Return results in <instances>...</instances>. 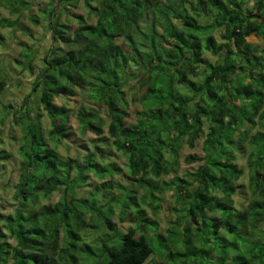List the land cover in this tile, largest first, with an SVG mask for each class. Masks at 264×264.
<instances>
[{
    "label": "trees",
    "instance_id": "trees-1",
    "mask_svg": "<svg viewBox=\"0 0 264 264\" xmlns=\"http://www.w3.org/2000/svg\"><path fill=\"white\" fill-rule=\"evenodd\" d=\"M8 1L18 17L0 27L18 25L29 6ZM59 1L62 11L79 3ZM85 1L89 19L66 14L75 28L59 20L57 5L42 10L51 53L25 105H1L2 121L19 114L28 129L14 209L0 210V264H264V0ZM253 34L261 45L249 41ZM6 85L0 78V93ZM131 104L141 108L128 123ZM73 119L82 135L97 137L78 156L58 148L72 141ZM202 138L203 153L183 158L196 169L154 180L177 172L183 147ZM9 156L0 151V161ZM240 158L249 177L243 208L235 200ZM90 180L96 185L82 196ZM170 187L177 217L162 233L145 205L157 214ZM58 191L56 204L42 203ZM127 216L132 224L122 230L114 218Z\"/></svg>",
    "mask_w": 264,
    "mask_h": 264
},
{
    "label": "rangeland",
    "instance_id": "rangeland-1",
    "mask_svg": "<svg viewBox=\"0 0 264 264\" xmlns=\"http://www.w3.org/2000/svg\"><path fill=\"white\" fill-rule=\"evenodd\" d=\"M4 1V0H0ZM29 3V6L23 10L19 17V23L15 27H0V32L2 33V39L0 38V78L7 80V85L4 90L0 93V151L6 150L10 153V156L7 160L0 161V210L3 212L13 211L15 204V193L16 185L19 183L20 179V163L21 156L18 153V149L21 143L23 131H27L28 126H25L24 123L19 125L17 119L19 114L11 113L4 121L1 119L4 118L5 113L1 105H14L15 108L25 105L26 96L32 92V83L34 79L41 73L43 70V59L48 58L47 55H50V50L54 44L52 38V30L50 25H48V18L45 17L42 12L43 9L46 10L48 4L57 5L59 10L62 9L61 2L59 0H25ZM97 1L94 0L93 4H97ZM20 3V2H19ZM21 4V3H20ZM20 4L18 6H20ZM10 1H4V6L0 8L1 16L0 19L14 20L18 16H13L10 14L9 10L6 7H9ZM22 6V5H21ZM12 9V8H11ZM19 12V11H18ZM14 13V14H18ZM77 13L78 15H83L85 18L89 19L90 13L86 8V1L79 0V3L76 7L66 6L63 7V11H60L59 20L62 22L69 23L74 25V28L78 26L76 20L67 13ZM150 14H147L148 16ZM31 16H34L39 19V23H35L31 19ZM151 18V17H150ZM96 21V20H93ZM92 22V21H91ZM3 25H8L7 21H1ZM181 25L180 21H177ZM145 23H142V27H145ZM215 35L219 39V33L216 32ZM220 41V39H219ZM249 41L255 43L256 45H261V37L255 34L249 37ZM47 56V57H46ZM214 59V57L210 56ZM18 59V61L16 60ZM33 67L31 69L30 64ZM245 70V69H244ZM240 69L237 73L242 72ZM135 84V81H132V86ZM131 88H129L130 90ZM137 88H133L130 92H136ZM133 91V92H132ZM184 91V90H183ZM132 95L130 96V98ZM57 102L60 103V100L57 99ZM79 104V98H73L70 101V105L77 107ZM141 108L138 104H131L129 108L130 117L127 118V122L131 123L136 121L135 112ZM24 122L27 119L23 120ZM42 123L46 130L50 129L51 123L47 115H44L42 118ZM74 124V125H73ZM256 129H259L257 127ZM72 131L75 135L72 137L70 142H62L59 144V152L64 155L78 156L80 147L91 148L93 146L95 134L88 132L85 135H82L78 129V124L72 121ZM255 131L252 133L254 134ZM204 138V136H203ZM203 138L200 139L195 148L190 149L187 145L181 150V159L180 164L177 166V172H171L168 175H164L159 179H154L156 182L161 185L163 182H170L175 176H182L188 170H194L198 167L199 163L187 164L183 161V158L189 153L202 154L203 153ZM249 149H252L254 146L252 144L247 145ZM85 149V151H86ZM84 151V152H85ZM247 152V151H246ZM246 159H239V163L244 168ZM119 164H125L124 158L119 159ZM244 176L238 182L239 191L235 195L236 206L238 208H243L247 203L245 189L248 186V170L246 168ZM114 169L109 170L112 174ZM109 179V178H108ZM117 179H121L124 183H129L128 178L124 175H118ZM90 185L82 188L80 194L82 196H87L89 191L92 189L95 182L90 180ZM140 193H145L144 188H137ZM247 196L250 198V192L247 189ZM118 192V191H117ZM174 190L166 189L159 194L162 201L160 202L159 210L157 214L153 212V209L148 204L145 205L148 216L157 220L159 223L160 232L165 233L166 229L169 227V221L174 220L177 217V214L173 211L175 207V197ZM61 196V193L55 192L47 201H42V203L47 204H56ZM118 210V208H117ZM179 215V214H178ZM117 222L118 227L122 230H127V228L132 224L129 216L124 220L119 218H114ZM91 240V239H90ZM150 243L154 248H157L158 241L157 238L149 239ZM156 251V250H155Z\"/></svg>",
    "mask_w": 264,
    "mask_h": 264
}]
</instances>
